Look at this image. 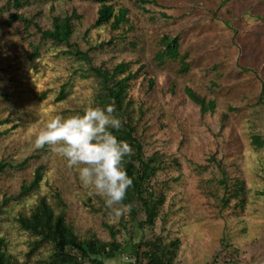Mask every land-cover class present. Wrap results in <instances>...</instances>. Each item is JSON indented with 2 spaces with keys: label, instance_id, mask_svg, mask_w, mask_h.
Masks as SVG:
<instances>
[{
  "label": "rangeland",
  "instance_id": "rangeland-1",
  "mask_svg": "<svg viewBox=\"0 0 264 264\" xmlns=\"http://www.w3.org/2000/svg\"><path fill=\"white\" fill-rule=\"evenodd\" d=\"M134 1L116 0V7L129 8L133 30L125 37L127 42H136V48L119 41L105 50L90 51L95 64L103 62L111 66L121 60L133 61L131 68L135 69L140 61L144 63L145 72L133 81L130 94L146 109L150 127L146 130V148L175 154L180 162L179 168H167L158 177V186L167 183L163 220H157L153 230H144L145 238L161 230L178 236L181 246L177 264H216L213 260L218 255L231 259L233 263L229 264H262L264 146L255 150L250 135L264 133V107L257 103L264 84V0H158L162 11L173 17L167 21L158 15L159 7L144 5V11ZM4 2L0 0V9ZM51 3L56 11H68L74 6L82 13L83 20L73 36L82 49L119 33L111 32L108 26H91L97 4L89 0L32 2L24 12L30 16L42 8L40 22L47 26ZM6 15V11L0 10V93L6 95L0 97V120L9 121L0 124V129L9 128V132L0 138V160L16 164L34 153L37 156L21 168L0 174V237L5 239L8 252L24 262L32 236L19 227L16 217L19 212H28L39 196H49L51 190L57 191L66 202L68 221L79 236L93 232L108 240L109 233L102 223L106 221L116 230L120 225L119 217L110 216V210L102 212L103 198L82 186L75 168L67 167L66 161L48 146L33 148L34 134L54 116L68 117L94 107L97 80L92 75L82 77L86 66L52 47L43 48L36 64L30 65L29 41L23 39L20 24L10 27L2 24ZM165 32L179 34L180 49L190 53L191 72L187 77L177 75L175 65L159 67L152 59L157 40ZM32 41L35 43L37 37ZM215 64L221 77L217 79L218 87L209 90L214 73L206 70ZM150 78L155 81L152 90L147 88ZM172 83L174 92L169 91ZM63 85L67 97L56 101ZM185 85L216 98L220 111L227 105L236 108L221 134L217 133V115L201 117L198 107L183 95ZM216 148L224 149L229 175L245 180L248 193L243 210L235 206L236 200L219 209L217 202L199 188L191 162L204 163ZM39 163L46 169L38 191L2 205L3 197L14 193L23 180L30 179ZM177 176L179 180L173 181ZM140 231L137 222H126L125 230L117 235L123 249L115 258L106 259L105 264L134 260L133 245L140 240Z\"/></svg>",
  "mask_w": 264,
  "mask_h": 264
},
{
  "label": "trees",
  "instance_id": "trees-1",
  "mask_svg": "<svg viewBox=\"0 0 264 264\" xmlns=\"http://www.w3.org/2000/svg\"><path fill=\"white\" fill-rule=\"evenodd\" d=\"M53 0H5L1 6V11H6L7 15L2 24L12 26L20 24L23 39L29 41V52L27 61L30 65H35L41 56L43 48L52 47L58 49L61 55L69 57L74 61L85 65L86 72L82 77L92 75L98 82V92L95 97L94 107L104 108L114 104L117 115L122 120V127L119 131L112 130L118 140L126 141L133 149L131 156L124 158L123 167L133 180V184L126 193L125 204H131L132 210L119 217L120 229L104 221L102 224L109 233V239H102L96 233L89 232L88 236L81 237L75 233L73 225L68 221L67 204L61 195L51 190L49 196L42 195L28 212H19L16 222L22 230L32 236L28 243L26 261L19 262L7 250L6 241L0 237V264H105L106 259L114 258L122 251L123 243L117 235L120 230H125V223L137 222L142 236L133 245L134 264H177V257L181 246L178 236H170L161 230L154 233L151 238H145L144 230L155 227L157 220H163V207L166 200L165 187L156 184L159 175L167 168H179L180 162L175 154H169L160 148L147 150V133L150 129L146 120V109L142 103L137 102L130 94L133 81L144 73L145 65L139 62L135 68H131L133 61L121 60L111 66L101 62L94 63L91 55L93 48H105L116 45L119 41L127 42L125 34L133 30V24L129 19V8L126 6L116 7V0H89L97 4L96 18L92 27L108 26L111 32L118 31L117 36H110L107 40H102L87 49H82L73 40L77 25L83 20V15L74 6L63 12L56 11L55 5L51 3L48 7V25L43 26L40 22L43 17V9H37L30 16L24 9L32 2L50 3ZM136 6L146 11L144 5L159 7L161 11L158 15L164 20L173 19L172 15L165 13L163 6L158 0H135ZM87 29L85 31V34ZM36 36L34 43L32 38ZM127 44L135 49L137 44L134 41ZM179 34L162 33L157 40V49L152 56L157 66L166 64L176 66V73L179 76L187 77L191 72V61L189 51H182ZM212 71L214 78L209 80V90L218 87L217 79L221 77V72L215 64L206 72ZM204 73V71H203ZM155 81L148 79V90L153 89ZM65 85L60 87L55 100L60 101L67 97ZM175 86L169 85V91L174 92ZM183 95L198 107L201 117L205 115H217V133L221 134L228 124L230 114L236 111L232 105H227L224 110H218L216 98L207 97L200 94L189 85L183 87ZM0 97L6 95L0 93ZM257 103L264 107V84L257 97ZM84 110H80L76 115H82ZM5 118L0 120V124L8 122ZM9 132V128L0 129V138ZM250 143L255 150L264 146V133L255 132L250 135ZM37 155H30L16 164L0 160V174L8 169H18L27 164L29 160ZM225 152L223 148H216V151L209 153L204 163L191 162L194 173L199 178V188L208 197L213 198L219 209L228 207L232 200H236L235 206L240 210L244 209L248 188L245 180L241 177H231L225 162ZM45 165L39 163L33 169L30 179L23 180L18 189L9 196L3 197L2 205L11 200H22L38 191ZM178 181L179 176L172 179ZM102 212L106 209L104 199L102 200ZM141 216V218H140ZM226 240V237H224ZM223 238V240H224ZM222 240V239H221ZM222 240V242H223ZM227 242V241H226ZM228 245V243H226ZM218 255L213 263H233L231 259H221ZM222 258L223 255H222Z\"/></svg>",
  "mask_w": 264,
  "mask_h": 264
},
{
  "label": "clouds",
  "instance_id": "clouds-1",
  "mask_svg": "<svg viewBox=\"0 0 264 264\" xmlns=\"http://www.w3.org/2000/svg\"><path fill=\"white\" fill-rule=\"evenodd\" d=\"M115 112L111 104L104 108L89 106L82 115H56L34 134L33 148L48 146L60 155L67 167L76 169L82 186L102 197L109 215L118 218L132 210L124 200L133 180L123 164L133 149L112 131L122 127Z\"/></svg>",
  "mask_w": 264,
  "mask_h": 264
},
{
  "label": "built area",
  "instance_id": "built-area-1",
  "mask_svg": "<svg viewBox=\"0 0 264 264\" xmlns=\"http://www.w3.org/2000/svg\"><path fill=\"white\" fill-rule=\"evenodd\" d=\"M123 264H134V260L127 258Z\"/></svg>",
  "mask_w": 264,
  "mask_h": 264
},
{
  "label": "bare ground",
  "instance_id": "bare-ground-1",
  "mask_svg": "<svg viewBox=\"0 0 264 264\" xmlns=\"http://www.w3.org/2000/svg\"><path fill=\"white\" fill-rule=\"evenodd\" d=\"M262 264H264V262Z\"/></svg>",
  "mask_w": 264,
  "mask_h": 264
},
{
  "label": "crops",
  "instance_id": "crops-1",
  "mask_svg": "<svg viewBox=\"0 0 264 264\" xmlns=\"http://www.w3.org/2000/svg\"><path fill=\"white\" fill-rule=\"evenodd\" d=\"M115 258V257H114Z\"/></svg>",
  "mask_w": 264,
  "mask_h": 264
}]
</instances>
